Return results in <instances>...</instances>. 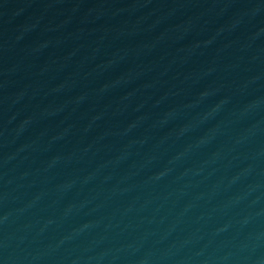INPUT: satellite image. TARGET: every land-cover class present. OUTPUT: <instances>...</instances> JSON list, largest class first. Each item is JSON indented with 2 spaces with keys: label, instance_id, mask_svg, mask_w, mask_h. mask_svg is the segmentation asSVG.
<instances>
[{
  "label": "water",
  "instance_id": "1",
  "mask_svg": "<svg viewBox=\"0 0 264 264\" xmlns=\"http://www.w3.org/2000/svg\"><path fill=\"white\" fill-rule=\"evenodd\" d=\"M235 264H264V238H262Z\"/></svg>",
  "mask_w": 264,
  "mask_h": 264
}]
</instances>
